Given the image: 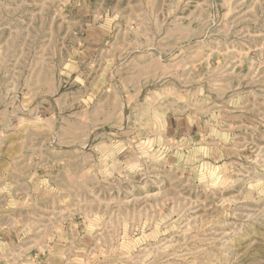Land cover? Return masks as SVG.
I'll list each match as a JSON object with an SVG mask.
<instances>
[{"label": "rangeland", "instance_id": "1", "mask_svg": "<svg viewBox=\"0 0 264 264\" xmlns=\"http://www.w3.org/2000/svg\"><path fill=\"white\" fill-rule=\"evenodd\" d=\"M0 264H264V0H0Z\"/></svg>", "mask_w": 264, "mask_h": 264}]
</instances>
